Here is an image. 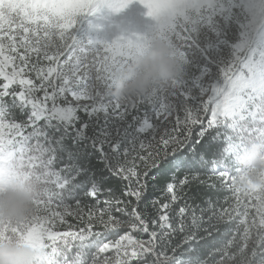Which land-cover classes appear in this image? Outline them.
I'll list each match as a JSON object with an SVG mask.
<instances>
[{
    "label": "snow or ice",
    "instance_id": "1",
    "mask_svg": "<svg viewBox=\"0 0 264 264\" xmlns=\"http://www.w3.org/2000/svg\"><path fill=\"white\" fill-rule=\"evenodd\" d=\"M133 2L142 5L150 18L146 32L122 31L110 41L87 43L74 37L78 18L94 20L102 8L119 13ZM213 11L211 0H0V109L6 106V111H0V182L5 177H26L42 193L24 221L13 224L0 217V243L12 236L33 248L55 249L71 243L72 255H64L65 264L101 260L105 264H138L153 251L157 238L151 232L162 223L160 216H166L171 226L184 218L177 215L181 205L185 214L192 211L183 189L188 183L185 176L193 174H200L209 188L229 190L230 196L220 208L222 220L232 223L245 215V203L250 202H241L232 187L235 175L219 164L216 139L226 124L238 119L236 110L246 98L240 85H236L239 95L231 102L216 96L203 101L197 112L163 113L160 120L164 122L152 138L134 148L115 169L116 176L106 182L110 188L115 185L113 194L101 198L100 193H92L91 203L67 191L69 185L62 174L58 177L50 170V154L29 136L35 127L29 122L35 120L31 111L67 117L72 108L91 109L100 99V83H112L131 58L157 37L168 42L175 61L180 62L191 46L193 30ZM114 106L118 111L124 107L118 101ZM68 148L76 150L71 142ZM85 158L86 153L81 159ZM212 160L217 161L214 170ZM63 163L59 161L57 169ZM174 175L184 184L174 181ZM75 183L84 184L87 190L88 173ZM169 185L173 186L171 192ZM204 194L222 195L219 191ZM154 199L155 205L150 203ZM215 234L218 232L206 233L209 238ZM195 242L193 237L189 243ZM219 259L223 264L225 257Z\"/></svg>",
    "mask_w": 264,
    "mask_h": 264
},
{
    "label": "trees",
    "instance_id": "2",
    "mask_svg": "<svg viewBox=\"0 0 264 264\" xmlns=\"http://www.w3.org/2000/svg\"><path fill=\"white\" fill-rule=\"evenodd\" d=\"M247 87L248 103L244 104L241 113L243 120L241 123L237 121L226 124L222 128L221 134L216 137L220 143L221 159L219 164L235 175L232 187L236 193L240 187L237 183L243 174L251 167L259 165L264 154V137L261 132V124L264 123V94L255 92L252 85L248 84ZM148 96H144L141 103ZM141 103L118 114V117L105 116L102 113L94 117L89 112L77 111L71 128L63 126L60 122L58 124L56 120L47 122L48 120L43 119L40 121L41 141L51 152L53 169L58 170L59 176L62 174L63 179L67 181L69 185L67 191L72 195L78 194L82 202L91 203L89 196L92 193H100L101 198L112 195L115 185L110 188L106 182L115 177V169L122 166V162L126 158L122 155L123 152L129 153L140 145L141 141H148L154 135L153 129L158 126L153 119L154 111H151L149 107H144L145 111H142ZM254 109L256 114L253 113ZM0 111H6V106ZM23 112L21 109V114ZM145 115H150V124L153 127L142 134L139 131V126ZM45 125L47 126L44 128ZM79 132H82L83 136H79ZM69 142L74 146L75 151L69 150ZM85 153L86 158L81 159L85 157ZM61 160L64 163L57 169L56 165ZM82 163L84 164L83 168L81 167ZM90 164L91 170L89 169ZM216 167L217 161L212 160L211 168L214 170ZM84 172L88 173L90 181L87 190H85L84 184L75 183L76 179ZM172 179L179 180L181 184L185 182L175 175ZM185 179L188 183L183 189L184 197L187 208L192 211L185 214L184 205H181V211L177 215L184 218L171 226H169L166 216H160L162 223L158 230L151 232V235L157 238L152 246L154 256L168 259L167 264H216L220 261L221 256L240 254L244 250L245 237L243 234L245 229L247 225H251V220L257 216V212L254 209L249 210L245 215L235 217L232 223H227L221 219L223 214L220 212V208L224 206L223 200L230 196L229 190L219 186L207 187L206 181L200 174L185 176ZM163 182L161 180V185ZM172 187L169 185V192ZM194 189L202 190L194 192ZM216 191L221 192L222 195L213 197L204 194ZM158 194V192L153 193V195ZM167 194L165 193V195ZM72 195H69V200L72 199ZM137 199H141V197L138 195ZM173 199H175V195H173ZM239 199L241 202L250 200L257 202L255 196H246L242 193L239 194ZM150 203L155 205L157 200L154 199ZM247 204L245 203V208ZM167 206L170 209L173 207L171 204ZM143 214L147 216V210ZM261 217L263 218V216ZM262 218L256 220L254 229L249 227V230H253V238L252 241L248 240L245 247L246 253L242 254L244 260L247 261L245 264L264 263V238L261 239V236L264 235L261 231L263 228ZM68 220L74 222L71 217ZM65 230L67 229L61 228V231ZM209 231L218 232V234L209 238L206 235ZM193 237H196V242L189 243ZM258 243H260L259 246ZM70 248L71 243L67 247L62 244L55 249H50L48 253L51 254L53 264H65L63 257L66 254L71 256ZM154 256H150L153 258H151L153 262ZM244 260L240 259L241 264Z\"/></svg>",
    "mask_w": 264,
    "mask_h": 264
},
{
    "label": "rangeland",
    "instance_id": "3",
    "mask_svg": "<svg viewBox=\"0 0 264 264\" xmlns=\"http://www.w3.org/2000/svg\"><path fill=\"white\" fill-rule=\"evenodd\" d=\"M211 4L214 11L204 23L193 30L191 46L183 53L181 61L176 62L179 75L175 81L157 85L151 88L146 95L121 101L113 95V91L117 76L131 63L130 60L127 66L116 75L112 83H100L97 88V95L100 96V99L94 102L91 109L83 111L89 112L94 117L101 113L105 116L118 117V114L132 109L136 104L141 103L144 96L149 95L140 106H143L142 111H145L144 107H149L151 111H154L153 119L158 124L157 128L153 129V134H155L160 124L164 122L160 120L163 113L197 112L203 101H211L216 96H220L222 100L227 97L231 102L239 95L236 85L241 86L240 90H244L245 97L248 94V84L253 86L255 92L264 94V0H211ZM149 23L150 18L146 16V9L139 3L133 2L119 13L102 8L94 20L78 18L73 35L84 43L89 40L110 41L120 35L122 31L144 33L147 31ZM115 101L120 102L124 107L118 111L114 106ZM29 103L31 102L29 101ZM246 103H248L247 98H242V103L235 113L238 119L232 120L233 123L237 121L241 123L243 120L241 113ZM192 107L194 108L192 109ZM22 110L24 111V109ZM63 111L60 110L61 113ZM75 112L77 109L72 108L71 115L67 117L62 114L49 115L43 112L40 114L34 111L30 112V116H35V120L29 119V122L33 123L35 127L29 136L39 142L45 153L50 154V170L58 177L60 172L55 171L52 167L51 152L41 141V125L39 123L43 119L48 120L47 122L56 120L58 124L62 123L63 126L71 128L76 118ZM253 113L256 114L255 109ZM149 117L150 115H145L142 118L141 125L143 126H139V131L142 134L153 127ZM261 125L264 137V123ZM78 135L83 136V133L79 132ZM142 143L144 142L141 141L140 144ZM131 152L132 150L129 153L123 152L122 155L127 157ZM237 185L240 186L238 194L242 193L257 198V202L250 200V204L248 203L246 207V213L254 209L257 216L251 220V225H247L243 234L245 237L244 250L238 255L225 257L223 264H241L240 259H245L242 256L246 253L245 245L247 246L248 240L252 241L253 238V230H249V227L254 229L256 220H260L261 216H263L261 231L264 234V154L259 165L248 169ZM259 214L260 216H258ZM263 238L264 235L261 236V239ZM37 249L50 250L46 247ZM151 255L154 256L153 251ZM150 256L146 260L142 257L138 264H167L168 259L154 256L153 262ZM243 263L245 264L247 261L244 260ZM48 264H53L50 253ZM97 264H105V262L101 260ZM216 264H222L221 260Z\"/></svg>",
    "mask_w": 264,
    "mask_h": 264
},
{
    "label": "clouds",
    "instance_id": "4",
    "mask_svg": "<svg viewBox=\"0 0 264 264\" xmlns=\"http://www.w3.org/2000/svg\"><path fill=\"white\" fill-rule=\"evenodd\" d=\"M179 68L167 41L155 38L117 76L113 95L121 101L146 95L165 82L175 81ZM0 217L13 224L24 221L33 210V201L42 195L34 181L8 179L0 182ZM17 236L0 243V264H48L47 249L18 242Z\"/></svg>",
    "mask_w": 264,
    "mask_h": 264
}]
</instances>
